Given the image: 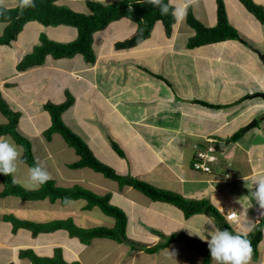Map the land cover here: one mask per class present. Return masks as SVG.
<instances>
[{"label":"crops","instance_id":"obj_1","mask_svg":"<svg viewBox=\"0 0 264 264\" xmlns=\"http://www.w3.org/2000/svg\"><path fill=\"white\" fill-rule=\"evenodd\" d=\"M254 1L264 8V0ZM223 2L229 23L246 44L229 40L187 48L193 31L183 19L186 8L191 6L195 17L212 27L216 24L217 0H177L182 15L171 36L157 23L151 36L137 47L116 50L115 44L131 38L136 26L126 19L112 22L93 35V64L81 55L63 59L48 56L42 66L17 72V63L37 43L28 42L17 60L13 48L18 49V37L10 46H0L14 61L7 76L2 75L0 67V92L12 108L21 112L18 129L31 141L36 140L33 152L49 179L57 187L79 186L110 195L111 204L125 212L126 236L134 242L97 238L83 244L64 230L36 236L26 229L13 232L4 216L38 224L72 220L81 228H112L115 221L98 208L88 209L81 199L63 204L49 198L0 197V264H30L27 258L19 257L20 250L31 249L38 256L52 257L57 248L68 263L202 264V256L189 239L198 247L207 243L197 235H189V231L205 235L210 227L221 228L207 213L185 218L176 207L153 201L132 187H119L89 168H70L78 160L75 151L58 134L50 140L43 138L50 125L43 105L62 103L67 93L74 97V103L63 113L64 123L118 174L187 200H207L226 221L227 214L236 213V220L227 223L241 235L249 234L264 220V209L245 197L254 180L264 177V100L259 96L264 94V64L260 58L264 54V25L238 0ZM55 28L57 35L72 40L77 36L75 28ZM200 101L220 108H209ZM1 116L0 124L6 123ZM254 119L258 123L242 132ZM238 131L243 133L241 138L216 150V144ZM112 142L123 156L113 150ZM197 153L210 159L209 172L193 169ZM60 156L64 157L62 161ZM26 169V164L18 165V179L23 178ZM2 189L0 181V192ZM159 234H182L185 238L153 254L145 252L163 241ZM167 248L175 257L167 254ZM250 264H264V224L258 259L251 257Z\"/></svg>","mask_w":264,"mask_h":264},{"label":"trees","instance_id":"obj_2","mask_svg":"<svg viewBox=\"0 0 264 264\" xmlns=\"http://www.w3.org/2000/svg\"><path fill=\"white\" fill-rule=\"evenodd\" d=\"M57 1L24 0L23 9H21V0H17V4L14 7L6 8L0 5V24L3 25L0 34V46H10L16 41L23 27L29 22H38L46 27L69 26L75 28L77 31L76 38L71 42H56L47 38L45 35H41L39 43L17 63V72H25L31 68L42 66L48 56L53 59H63L81 55L87 63L93 64L96 60V55L92 47L94 33L104 29L110 23L121 19L131 21L136 26V32L131 38L117 42L115 44L116 50H127L137 47L151 36L157 23L162 25L167 36H171L174 25L177 22L170 14L162 16L158 8L145 4L144 0H117L115 2L85 0L87 13H79L66 6H59L57 5ZM238 1L248 13L264 25V8L261 5L257 4L254 0ZM164 2L169 4L170 10L174 8L169 0H164ZM216 4V24L212 27L205 26L197 19L191 6L186 8L183 19L193 31V34L187 41V48L194 49L229 40L246 44L238 30L229 23L223 0H217ZM155 76L160 78L158 75ZM73 103L74 97L67 93L62 103L46 102L43 105V109L48 114L50 120V125L43 132V136L46 140H50L54 134H58L75 151L78 160L70 164V168H89L103 175L105 178L115 181L119 187H132L153 201L176 207L183 213L185 218L203 212L207 213L217 221L222 229L233 231L222 214L209 201L187 200L180 194L159 189L146 182L120 175L111 166L99 160L84 140L73 132L63 121V113ZM199 103L213 109L220 108V105L201 101ZM0 113L7 119L6 123L0 124V137L8 136L15 144L22 148V163L27 166L39 163L34 155L31 140L22 135L18 129L21 112L12 108L1 92ZM242 134L241 131H238L226 139L224 143L216 144V150L221 151L227 148L230 144L235 143L241 138ZM111 145L118 155L123 156V151L114 142ZM39 165L41 166L40 163ZM0 181L3 185V189L0 192L1 198L8 196L18 197L23 200H43L49 198L51 201L60 200L63 204L71 200L81 199L86 202L88 209L98 208L104 215L113 218L115 221V225L112 228H81L76 226L72 220H59L38 224L19 220L13 216H4L3 220L12 225L13 232L19 229H26L36 236L42 233L64 230L71 237L77 238L83 244H88L97 238H105L118 242L126 241L134 245V242L126 236L127 216L122 209L111 204L110 195H99L79 186L72 188L57 187L51 179L38 190L34 191H26L18 183L13 184L10 176L0 174ZM263 224L264 220L259 222L249 234L242 235L250 241L252 247L251 257L255 261L258 259V246L262 238ZM159 236L163 238V241L153 247L145 249V252L153 254L159 249L169 246L175 240L185 238L182 234H172L170 236L159 234ZM189 242L202 256V264H210L211 258L207 245L198 247L192 244L193 241L189 240ZM19 257L27 258L30 264H79L78 262H66L63 259L60 248L55 250L52 257L38 256L31 249L20 250Z\"/></svg>","mask_w":264,"mask_h":264},{"label":"clouds","instance_id":"obj_3","mask_svg":"<svg viewBox=\"0 0 264 264\" xmlns=\"http://www.w3.org/2000/svg\"><path fill=\"white\" fill-rule=\"evenodd\" d=\"M144 3L158 8L162 16L170 14L175 21L181 18L182 9L177 7L170 10L169 4L164 0H144ZM23 7L24 0H21V9ZM21 151V147L10 138L0 137V174L10 176L13 184L19 183L26 191L38 190L48 182L49 174L39 163H34L27 166L26 174L18 179L15 173L18 165L22 163ZM243 178L246 181V178ZM249 190V195L245 197L254 201L260 209H264V177L256 178L253 188ZM189 235H197L207 243L210 264H250L252 247L250 241L241 234L228 229L210 227L205 235L194 234L191 231ZM165 251L175 257V253L170 252L168 248Z\"/></svg>","mask_w":264,"mask_h":264},{"label":"rangeland","instance_id":"obj_4","mask_svg":"<svg viewBox=\"0 0 264 264\" xmlns=\"http://www.w3.org/2000/svg\"><path fill=\"white\" fill-rule=\"evenodd\" d=\"M171 1H172L173 5L175 6V8H177L178 7L177 0H171ZM15 4H16V0H0V5L4 6L6 8L13 7V6H15ZM57 5H59V6L64 5L70 9L74 10L75 12H79V13H85L87 11L86 6H85V1H83V0H58ZM157 25H158V27H161L160 23ZM56 27H59V29H64V28L73 29V27H68V26H56ZM2 28H3V25L0 24V34L2 32ZM55 29H56L55 27L42 26L38 22H29L28 24H26L24 26L22 32L18 36V42H17L19 44L18 49L13 48V51H14L13 55L16 57V60L18 59V56L21 54V52L24 50V48L27 46V43L33 42V43L38 44L39 38L41 35H45L47 38L54 40L56 42H71L72 41V38H70V37H66V36L63 37L61 34L57 35L58 29L57 30H55ZM0 51H1L0 52V58L2 59V63H0V67L2 69V75L7 76L9 74V70H11L10 65L12 62H14L13 56L6 53L8 51L5 48L3 50H0ZM82 61H84V60H82ZM27 81H28V79H27ZM44 113H46V112L44 111ZM46 115H47V117H49L47 113H46ZM1 117H3V116H1ZM59 137H61V136H59ZM43 138H45V137L43 136ZM34 142L36 144V140L31 141L33 147H34ZM55 144H57V143H55ZM55 146L56 145H53V147H55ZM41 149L43 150L42 147H41ZM21 150H22V148H21ZM37 152L39 153L38 149H37ZM63 158L64 157L60 156L59 160L62 161ZM193 244H195V241H193Z\"/></svg>","mask_w":264,"mask_h":264},{"label":"built area","instance_id":"obj_5","mask_svg":"<svg viewBox=\"0 0 264 264\" xmlns=\"http://www.w3.org/2000/svg\"><path fill=\"white\" fill-rule=\"evenodd\" d=\"M210 159L206 154L197 153L195 157V161L192 165L193 169L196 171H203V172H209L210 168L207 165V162H209ZM228 222H232L236 220L237 215L236 213H229L226 216Z\"/></svg>","mask_w":264,"mask_h":264},{"label":"water","instance_id":"obj_6","mask_svg":"<svg viewBox=\"0 0 264 264\" xmlns=\"http://www.w3.org/2000/svg\"><path fill=\"white\" fill-rule=\"evenodd\" d=\"M261 60L263 61L264 64V54L261 55ZM263 100H264V94L259 95ZM264 119V116L262 117ZM258 123L257 119H254L251 123H249L242 132L249 131L251 128H253L256 124Z\"/></svg>","mask_w":264,"mask_h":264}]
</instances>
